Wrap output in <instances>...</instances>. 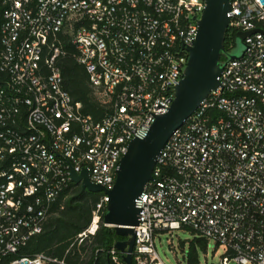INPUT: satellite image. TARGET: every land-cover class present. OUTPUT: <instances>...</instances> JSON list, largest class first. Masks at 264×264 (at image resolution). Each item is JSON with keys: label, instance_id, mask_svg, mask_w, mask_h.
Wrapping results in <instances>:
<instances>
[{"label": "built area", "instance_id": "1", "mask_svg": "<svg viewBox=\"0 0 264 264\" xmlns=\"http://www.w3.org/2000/svg\"><path fill=\"white\" fill-rule=\"evenodd\" d=\"M206 0H0V264H70L19 256L71 184V168L112 189L135 138L168 112L183 79ZM226 60L196 112L162 149L140 210L133 264H165L156 239L189 229L217 246L219 264H264V0H230ZM228 33V32H227ZM68 35L96 94L111 102L100 121L63 86L59 35ZM71 245L97 234L108 197ZM125 264L114 246L84 264ZM199 264V263H195Z\"/></svg>", "mask_w": 264, "mask_h": 264}, {"label": "water", "instance_id": "2", "mask_svg": "<svg viewBox=\"0 0 264 264\" xmlns=\"http://www.w3.org/2000/svg\"><path fill=\"white\" fill-rule=\"evenodd\" d=\"M205 10L198 22V34L189 56L183 79L175 89L174 100L168 112L155 117L145 138H135L120 161L112 189L93 184L87 169L77 174L71 168L70 177L82 191L104 193L108 197L104 224L122 240L114 248L122 254L125 264H133L132 252L135 230L139 225L140 210L135 201L153 180L158 157L175 131L196 112L211 91L219 86L225 62L241 59L246 51L245 39L261 30L238 32L236 39L243 46L241 54L230 55L225 41L229 29L230 0H206Z\"/></svg>", "mask_w": 264, "mask_h": 264}, {"label": "trees", "instance_id": "3", "mask_svg": "<svg viewBox=\"0 0 264 264\" xmlns=\"http://www.w3.org/2000/svg\"><path fill=\"white\" fill-rule=\"evenodd\" d=\"M232 37L234 36L228 31L225 41L226 51V44L233 40ZM59 41L62 53L57 58V64L62 71L63 86L75 102L82 104L83 114L98 122L110 112L111 102L99 97L90 85L85 68L77 61L78 52L70 37L60 34ZM101 197V193L83 192L81 186L71 184L53 205L42 231L28 241L19 256L46 253L51 257L65 258L70 264H84L82 255L92 258L96 251H107L112 248L115 242L122 238L110 231L102 219L95 236L90 237L82 245H75L70 249L78 235L90 225L93 211ZM196 241L200 247L206 249L208 244L205 240L199 238ZM196 254V242H193L188 252L190 264L196 263ZM99 259L104 264H109L102 254Z\"/></svg>", "mask_w": 264, "mask_h": 264}, {"label": "rangeland", "instance_id": "4", "mask_svg": "<svg viewBox=\"0 0 264 264\" xmlns=\"http://www.w3.org/2000/svg\"><path fill=\"white\" fill-rule=\"evenodd\" d=\"M227 52L230 55L241 54L243 46L237 39H233L226 44ZM227 58L224 57L223 61ZM199 239L194 232L189 229L165 232L156 239L158 253L165 264H190L188 252L193 242H196V263L199 264H219L222 252H216L217 246L214 243L207 245L206 249L197 244Z\"/></svg>", "mask_w": 264, "mask_h": 264}, {"label": "bare ground", "instance_id": "5", "mask_svg": "<svg viewBox=\"0 0 264 264\" xmlns=\"http://www.w3.org/2000/svg\"><path fill=\"white\" fill-rule=\"evenodd\" d=\"M146 137V136H145ZM145 137H143V138H145Z\"/></svg>", "mask_w": 264, "mask_h": 264}]
</instances>
